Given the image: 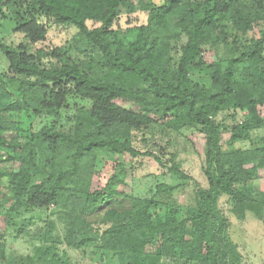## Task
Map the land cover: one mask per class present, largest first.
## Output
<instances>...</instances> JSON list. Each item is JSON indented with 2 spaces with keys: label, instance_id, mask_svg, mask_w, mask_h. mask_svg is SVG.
Wrapping results in <instances>:
<instances>
[{
  "label": "trees",
  "instance_id": "obj_1",
  "mask_svg": "<svg viewBox=\"0 0 264 264\" xmlns=\"http://www.w3.org/2000/svg\"><path fill=\"white\" fill-rule=\"evenodd\" d=\"M139 12H148L147 23L126 45L115 27L122 17ZM1 21L30 44L45 41L54 25L74 28L76 50L83 55L79 62L64 61L62 48L33 53L24 43L12 46L0 37L5 64L0 72V215L6 229L51 246L112 253L118 264L164 259L241 264L218 199L264 169V145L248 148L252 133L264 128L258 110L264 107V0H164L160 5L151 0H0ZM255 30L259 37L245 40ZM173 43L180 44L177 58ZM205 46L220 49L227 59L219 57L200 87L190 70L205 66ZM242 64L253 75L238 82L236 69ZM231 107L247 115L227 128L216 118ZM167 115L177 116L180 127H201L205 134L203 172L209 189L197 204L201 214L180 220L167 210L162 220L155 195L129 198L121 212L106 209L120 194L116 187L126 170L120 166L119 175L95 187L98 162L126 154L154 156L136 150L133 137ZM11 130L16 137H9ZM9 162L19 164L17 171L6 167ZM170 171L186 178L176 164ZM174 190L160 186L157 193ZM51 207L64 223L63 234L50 220L34 231L28 229L31 220L19 221ZM4 229L0 264L7 261ZM51 261L62 263L57 254Z\"/></svg>",
  "mask_w": 264,
  "mask_h": 264
},
{
  "label": "rangeland",
  "instance_id": "obj_2",
  "mask_svg": "<svg viewBox=\"0 0 264 264\" xmlns=\"http://www.w3.org/2000/svg\"><path fill=\"white\" fill-rule=\"evenodd\" d=\"M153 4L160 5L164 0H151ZM204 1V0H193ZM148 12H139L130 17H122L115 27L119 30L121 38L128 45L134 41L137 29L147 23ZM225 24H227L225 22ZM88 26L93 28V22ZM74 28L52 26L48 32L47 39L41 43L30 44L24 36L13 33L7 22H0V37L5 43L18 46L24 43L29 51L36 53L39 50L52 51L54 48H62L66 54L62 60L71 58L79 62L83 55L76 50V35ZM259 37V30L251 32L246 39ZM173 56L177 58L180 44L173 43ZM232 53H228V58ZM80 57V58H79ZM219 57L227 59L225 54L218 48L205 46L203 54V67H196L190 70L191 77L200 87H205L211 76L213 65L219 63ZM81 61V60H80ZM222 62V60H221ZM5 64L0 56V72L4 70ZM225 67V64H224ZM253 73L250 66L242 64L236 69V80L244 81L251 79ZM123 107L131 108L132 105L121 103ZM261 115L264 116V107H258ZM247 115L246 111H240L235 107L220 113L216 121L227 128L240 124ZM38 124V121H36ZM9 137H16L13 130L8 132ZM228 136H224L227 140ZM249 147L264 145V128L255 130L251 135ZM133 146L144 154L150 152L154 156H143L132 158L126 154L116 156L113 160H100L94 174L95 187L105 184L110 179L120 174V166H124L126 175L121 177V183L116 190L120 193L114 200L106 204V209L123 211L129 207V198H152L154 195L160 207L156 214L163 220L168 216L167 210L173 211L174 215L183 220L198 211L197 204L202 192L209 189V183L204 175L205 163V134L201 127L198 129L182 128L178 124L177 116L167 115L140 133L134 134ZM237 147L240 145L237 144ZM17 156V155H16ZM155 156L160 159L157 161ZM172 156H176L173 161ZM177 165L186 175V178H179L170 169ZM9 170L17 171L19 164L9 162L5 164ZM160 186H169L175 190L171 193L158 194ZM218 210L222 217L227 219L226 228L228 241L234 245L240 257L241 264H264V169H260L252 181L240 184L234 188L231 196L221 195L218 199ZM167 214V215H166ZM31 220L28 228L34 231L36 228L44 227L48 220L57 224L60 234L64 233V223L61 222L57 211L50 209L35 210L23 215L19 221ZM191 228L190 222L187 224ZM5 228L6 232V264H18L21 259L31 258V264H55L51 261L53 254L61 259V264H118V259L112 253H99L94 249H74L62 243L51 246L50 243H42L31 240L29 237H16L15 231L7 227L4 217L0 215V229ZM62 236V235H61ZM47 247L53 248L47 252ZM153 250V248L151 247ZM159 264H196L193 262H179L178 260L164 259Z\"/></svg>",
  "mask_w": 264,
  "mask_h": 264
}]
</instances>
